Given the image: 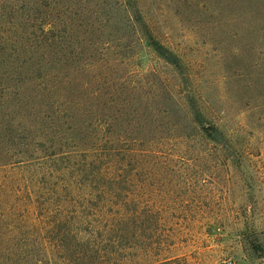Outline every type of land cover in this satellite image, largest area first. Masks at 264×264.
Wrapping results in <instances>:
<instances>
[{"label":"rangeland","instance_id":"1","mask_svg":"<svg viewBox=\"0 0 264 264\" xmlns=\"http://www.w3.org/2000/svg\"><path fill=\"white\" fill-rule=\"evenodd\" d=\"M0 93V264H264V0H0Z\"/></svg>","mask_w":264,"mask_h":264},{"label":"trees","instance_id":"2","mask_svg":"<svg viewBox=\"0 0 264 264\" xmlns=\"http://www.w3.org/2000/svg\"><path fill=\"white\" fill-rule=\"evenodd\" d=\"M40 25L43 27L42 30L44 31L45 27V20L44 19H39ZM53 29L49 28L50 33ZM157 46L160 45L158 44ZM57 54V53H55ZM23 64L15 61L13 63V67L15 71L19 72V76L16 81V85H20L17 87L15 91V100L17 102H20L22 99H25L26 97H30L33 94H41L40 91L35 90V85H41L35 82L33 79L30 77L22 76V66ZM32 84L31 85H28ZM24 84V85H23ZM23 85V87H22ZM43 95V94H42ZM0 93V97H2ZM131 222H122V220H119L115 225H113L112 231L118 227L121 229L119 226H123L126 224V229L130 230L131 229ZM133 225L135 226V220L133 221ZM137 226V225H136ZM107 246H104L102 243H97L96 241L92 240L90 241V244H87L85 246V242L83 240H80L78 244L80 245L79 247L84 246L86 248L83 251L70 254V255H63V261L64 264H125V260L128 255H131L133 252V249L136 248V235H133L131 237H114L111 239H108L107 241ZM88 243V242H87ZM108 247V248H105ZM131 258V257H130ZM128 259V258H127ZM163 263H157V264H168V261H162Z\"/></svg>","mask_w":264,"mask_h":264}]
</instances>
